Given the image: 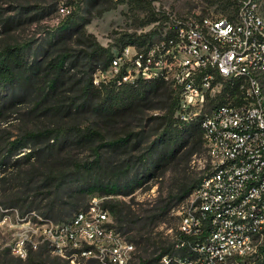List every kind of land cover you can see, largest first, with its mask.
Segmentation results:
<instances>
[{"label": "built area", "instance_id": "obj_1", "mask_svg": "<svg viewBox=\"0 0 264 264\" xmlns=\"http://www.w3.org/2000/svg\"><path fill=\"white\" fill-rule=\"evenodd\" d=\"M64 18L71 13L59 6ZM101 80L119 85L161 81L178 96L176 117L199 123L204 174L177 209L178 230L159 264H264V12L261 0H238L228 16L195 8L168 17L157 42L113 52ZM103 196L65 222L0 205V228L28 227L5 244L26 260L49 247L72 264H139L137 246L116 227ZM79 261V260H78Z\"/></svg>", "mask_w": 264, "mask_h": 264}, {"label": "trees", "instance_id": "obj_2", "mask_svg": "<svg viewBox=\"0 0 264 264\" xmlns=\"http://www.w3.org/2000/svg\"><path fill=\"white\" fill-rule=\"evenodd\" d=\"M85 1L94 11L99 10V15L125 3V0ZM153 1L155 0H142L152 9V21L158 22L165 15L156 12ZM30 21H35V18ZM19 22L21 23L22 19ZM16 23L15 20H10L4 27L7 30ZM151 35H146L144 43L151 40ZM124 44L126 46L135 42L129 40L128 44ZM88 49L87 53L81 52L74 56L66 52L60 55L57 61L49 63L46 92L39 94L38 71H41L43 58L29 66L23 47L9 44L3 48L0 54V88L14 89L16 96L12 99H2L0 119L7 120L12 113L19 111V105L28 103L30 107L23 115L34 125V128L26 130L19 137L12 136L0 128V167H3L0 183L3 205L6 208L21 204L23 213H29L32 208H36L44 210L41 215L49 220L54 219L56 223L69 220L79 209L78 205L65 215L69 217L67 220L62 215L55 218L58 201L66 185L86 172L95 182L94 186L88 188V193H100L93 196L120 193L116 183L110 181L103 185L100 179L109 171L117 172L114 164L122 158L126 163H130L134 159L132 153L135 148L140 147L143 140L152 133L159 137L160 142L154 143L140 160L156 162L159 165L176 163L179 167L181 159L186 158L188 162L197 151L204 152L199 123L180 122L176 117L178 96L169 86L161 81L142 80L135 84L122 85H119L117 80H111L95 85V73L110 68L113 53L111 49L99 44H89ZM33 56H37V53ZM80 66L85 70L79 73L78 77L73 72H77L76 69ZM25 83L29 84L27 88H24ZM18 90L23 92L20 96L17 95ZM160 111L164 113L151 117L147 123L148 113ZM87 115L94 122L82 126L76 119ZM123 120H126V123L137 122L141 132L133 134L132 131L124 137L117 134L115 130ZM146 133L148 134L145 135ZM133 140L135 143L132 145ZM72 147L91 151L94 160L91 163L74 160L70 156ZM185 147L189 148L181 154ZM67 148L70 149L66 150ZM24 149H30V152L13 160ZM127 171H130V168ZM197 184L195 180L182 183L179 200L185 199ZM53 194L57 195V199L46 204L45 201ZM120 194L130 196L132 192ZM121 203L110 201L104 206L110 210L118 230L130 241L147 253L152 247H156L155 251L159 250L156 257L152 256L156 252L150 254L148 259L139 257V264H159L160 258L169 253L172 245L169 246L166 242L153 244L151 236L146 237L144 234L145 228L151 225L150 220L155 221L158 216L142 218L133 212L130 206H122ZM69 263V260L52 255L46 245L38 250H30L26 260L14 256L9 247L0 250V264ZM90 264H94V261L91 260Z\"/></svg>", "mask_w": 264, "mask_h": 264}, {"label": "rangeland", "instance_id": "obj_3", "mask_svg": "<svg viewBox=\"0 0 264 264\" xmlns=\"http://www.w3.org/2000/svg\"><path fill=\"white\" fill-rule=\"evenodd\" d=\"M60 5H67L70 8V16L62 18L59 15ZM152 5L156 8V12H162V16L165 15L158 22L152 21L154 17L152 9L142 0H125V3L119 4L101 15L98 14L99 10L94 11L93 7L85 0H0V54L6 45L15 44L23 47L29 66L43 58L41 62L44 63L40 67L41 71H38L39 81L37 84L39 94H43L46 92L45 84L46 76L49 75L47 69L49 63L57 61L60 55L66 52L72 56L81 52L87 53L89 44H99L104 48L111 49L113 53L124 46V43L128 44L129 40L134 41L135 44L154 43L158 41L161 30L163 31L167 26L170 16L184 15L200 7L205 13L228 16L237 8L238 2L237 0H155ZM261 7L264 12V0H261ZM33 18L35 21H30ZM20 19H22L21 23L19 22ZM10 20H15L17 23L12 27L9 26L10 29L6 30L4 25ZM147 34H152L151 40L144 43ZM36 53L37 56L34 57L33 55ZM76 70L77 72L73 73L80 77L79 73L85 69L80 66ZM96 78L101 80L102 76L95 73L94 79ZM28 85L25 83L24 88H27ZM22 93L17 91L18 96ZM15 96L16 90L6 87L0 88V102L3 101L4 97L12 99ZM29 107L28 103L19 105L17 113H12L7 120L0 119V128L16 137L22 136L26 130L34 128V125L27 121V117L23 115ZM163 113L164 111L150 112L147 114L146 120L157 115L161 116ZM76 120L81 122L82 126L94 122L88 115L78 117ZM121 122L115 131L122 137L132 131L133 134L141 132V128L137 127V122L126 123V120ZM146 129H149L148 126ZM107 135L109 134L107 133ZM158 138L153 133L149 137L147 136L141 146L136 147L133 151L132 157L134 159L130 163H126L124 158L115 162L114 167L117 172H107V175L100 181L103 185H107L110 181L116 183L120 193L132 192L130 196H124L120 193L103 194V197L108 198L104 204L110 201H120L122 206H130L133 212L142 218L158 216L157 220H150L151 225L145 228L144 234L146 237L151 236V243L153 244L166 242L170 246L174 242V236L179 225L177 209L186 199L179 200L181 184L189 183L191 180L199 183L204 174L203 167L206 164V159L204 152L199 150L188 162L186 158L181 159L179 167L176 163L159 165L156 162L140 160L139 158L154 143L160 142ZM134 143L135 140L131 144ZM188 148L185 147L181 150V154L186 152ZM29 152L30 149L21 150L13 160ZM70 156L80 163H91L94 160L91 151L76 147L70 149ZM128 165L130 166L128 167ZM128 168L130 171H127ZM150 168L151 170H149ZM2 171L3 167H0V178L3 175ZM94 183L93 177L83 172L78 179L67 184L61 192L55 218L57 219L62 215L67 220L69 217L65 215L71 212L75 205L79 206L78 210L86 208L90 198L100 194L99 192H87L89 187L94 186ZM1 186L0 183V205L5 207ZM56 199L57 195L53 194L45 203ZM13 209H17L21 217H26L27 221H30L28 227L32 226L36 216H41L42 211H44L32 208L31 212L23 213L21 204ZM28 227L2 226L0 228V250L5 244H15L21 237L28 235L27 231L30 230ZM155 250L156 247H152L147 253L142 250V247L137 246V256L148 259L150 254L156 252L152 255L156 257L159 250ZM78 260L75 261L76 264L82 262L81 258ZM69 264L72 262L70 261Z\"/></svg>", "mask_w": 264, "mask_h": 264}]
</instances>
